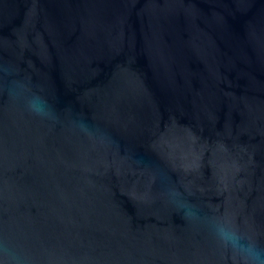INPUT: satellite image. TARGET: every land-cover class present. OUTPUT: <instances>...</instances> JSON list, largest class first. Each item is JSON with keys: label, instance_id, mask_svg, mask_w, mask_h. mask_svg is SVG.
<instances>
[{"label": "water", "instance_id": "obj_1", "mask_svg": "<svg viewBox=\"0 0 264 264\" xmlns=\"http://www.w3.org/2000/svg\"><path fill=\"white\" fill-rule=\"evenodd\" d=\"M0 264H264V0H0Z\"/></svg>", "mask_w": 264, "mask_h": 264}]
</instances>
